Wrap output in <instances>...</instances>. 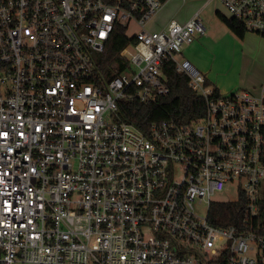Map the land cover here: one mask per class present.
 <instances>
[{"label": "built area", "instance_id": "2783aa9c", "mask_svg": "<svg viewBox=\"0 0 264 264\" xmlns=\"http://www.w3.org/2000/svg\"><path fill=\"white\" fill-rule=\"evenodd\" d=\"M264 36V0H220ZM161 0H0V264H264V96L221 93L182 56L199 13L149 28ZM133 25V33L130 28ZM124 70L98 66L115 27ZM165 59L205 101L147 130L124 102L170 92ZM233 187L239 226L211 222ZM205 205L206 212H197ZM252 253V255H250Z\"/></svg>", "mask_w": 264, "mask_h": 264}, {"label": "crops", "instance_id": "0c3cea01", "mask_svg": "<svg viewBox=\"0 0 264 264\" xmlns=\"http://www.w3.org/2000/svg\"><path fill=\"white\" fill-rule=\"evenodd\" d=\"M191 1L196 5L178 20L161 16V7L150 21L153 27H157L153 30L167 27L171 20L185 22L198 12L205 33L197 34L193 43L183 47L182 56L190 60L206 76L208 83L221 93L250 89L264 96V36L246 32L243 38H239L234 34L220 18V14L230 17L220 0ZM204 54L211 56L213 62L205 60ZM214 64L216 72H213Z\"/></svg>", "mask_w": 264, "mask_h": 264}, {"label": "trees", "instance_id": "16d2710c", "mask_svg": "<svg viewBox=\"0 0 264 264\" xmlns=\"http://www.w3.org/2000/svg\"><path fill=\"white\" fill-rule=\"evenodd\" d=\"M163 3L167 0H161ZM220 18L227 27L239 38L246 34L244 24L234 17H227L220 14ZM133 38L127 35L122 26L115 27L111 33L109 42L105 51L99 54L97 66L105 78L119 74L124 70L126 61L120 57V51ZM162 71L166 76L170 92L159 97L151 103L139 101L124 102L126 109H121L123 116L141 129L147 130L151 123L164 119H174L179 122H191L202 116L205 110V101L190 88L188 78L176 70L175 63L170 59H165L162 64ZM264 133V126H263ZM264 161V144H263ZM244 198L236 200L216 201L213 204L214 216L210 217L212 223L219 226H239L242 222V216L245 208ZM251 226L264 236V188L260 193V214Z\"/></svg>", "mask_w": 264, "mask_h": 264}, {"label": "rangeland", "instance_id": "374dc122", "mask_svg": "<svg viewBox=\"0 0 264 264\" xmlns=\"http://www.w3.org/2000/svg\"><path fill=\"white\" fill-rule=\"evenodd\" d=\"M196 5L193 3V1L191 0H187V1H182V0H167L164 5L162 6V9L160 11L161 16L167 17L170 16V18H175V19H179L180 17L185 16L186 14H188V12L193 8V6ZM226 12V11H225ZM150 27L152 29H156L157 27H153L152 22L149 23ZM133 25L130 28V33H133ZM185 46H187L186 44L183 46L185 48ZM204 59L208 60V62H213L212 57L207 55L205 56L204 54ZM218 64V62H217ZM213 65V64H212ZM227 69V68H226ZM217 68L216 65L214 64V69L213 72H216ZM236 189H234L233 187H230L227 190H224L222 192H219L215 195V198L217 200L220 201H224V200H236L238 195H237ZM197 212L204 214L206 212V207L205 205L199 206V208H197ZM252 255V253L250 254Z\"/></svg>", "mask_w": 264, "mask_h": 264}]
</instances>
